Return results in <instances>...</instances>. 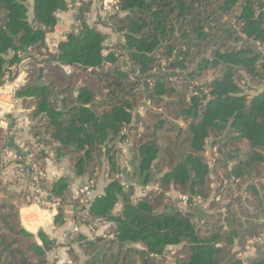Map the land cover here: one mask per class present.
<instances>
[{"label":"trees","instance_id":"obj_1","mask_svg":"<svg viewBox=\"0 0 264 264\" xmlns=\"http://www.w3.org/2000/svg\"><path fill=\"white\" fill-rule=\"evenodd\" d=\"M119 6L108 16L98 10L90 26L94 4L80 0L79 28L41 63L43 71L54 60L71 65V74L62 75L66 87L39 85L44 73L32 63L19 93L25 107L33 106L29 133L42 139L36 159L42 167L52 159L62 172L43 184L57 203L53 225L64 223L66 205L76 224H111L100 235L68 231L70 262L264 264L257 247L264 243L259 0H119ZM65 10V0H0V81L8 66L21 64V54H46V35ZM145 98L140 115L135 110ZM240 139L249 145L244 150ZM123 143L133 149L130 171L122 164ZM213 146L212 161L205 153ZM100 179L106 184L96 193ZM76 180L91 197H74ZM11 187L0 176V264H56L48 255L58 243L20 222L14 201L27 198L28 205L31 196ZM178 194L187 195L185 205Z\"/></svg>","mask_w":264,"mask_h":264},{"label":"built area","instance_id":"obj_2","mask_svg":"<svg viewBox=\"0 0 264 264\" xmlns=\"http://www.w3.org/2000/svg\"><path fill=\"white\" fill-rule=\"evenodd\" d=\"M80 0H65L66 9L73 15L72 28L67 32L70 34L76 31L80 26V21L76 18L75 14L77 6ZM260 7L257 8L259 12H264V0H259ZM119 0H102L99 8V12L102 16H108L111 13L119 12ZM115 39V37H114ZM60 41L53 40L47 44L46 54L39 56L38 54L27 51L21 54L22 62L19 66H8L3 71L0 81V138L3 139V146L0 148V174L4 182L10 184L12 187H20L26 189L31 196V205L36 206L39 210L51 211L52 216L57 214V203L53 202L51 195L47 192L43 184L45 179L48 178L47 169H44L39 160L36 159L37 142L39 136L30 134L29 129L32 126V121L27 115V112L23 108L19 93L21 89L26 85L29 76V66L35 63L41 66L42 58L57 55L58 44ZM112 42L108 41L106 46L111 47ZM257 52L260 58L264 61V44L256 43ZM109 50H105V52ZM64 72L70 73L71 65L54 60ZM243 84V81H242ZM247 98L253 91L246 92ZM209 147V141H206ZM207 147L206 156H209L213 161L217 156L216 147L211 149ZM122 148V161L125 158L127 152V146L125 143L121 144ZM125 170L130 171L129 165L124 161ZM212 167V164H210ZM52 170V169H51ZM54 175L51 179L59 176V171L52 170ZM147 185L144 189H148ZM74 197L77 198L80 195L85 197H91L92 192L88 185H84L80 188L77 186L73 189ZM50 196V199H48ZM215 200H220V194L214 196ZM180 202L185 205L188 197L184 194H178L177 197ZM82 202H86L83 198ZM53 216V218H54ZM52 218V219H53ZM94 224H76L74 222L71 231L78 232L80 227H86L91 232H94ZM95 234V233H93ZM92 234V235H93ZM262 238L257 239L260 241ZM254 240H250L249 244H252Z\"/></svg>","mask_w":264,"mask_h":264},{"label":"crops","instance_id":"obj_3","mask_svg":"<svg viewBox=\"0 0 264 264\" xmlns=\"http://www.w3.org/2000/svg\"><path fill=\"white\" fill-rule=\"evenodd\" d=\"M87 1H91L94 4V9L89 14V22H90V26H92L93 22L95 20L96 14H97V12L100 8V5L102 3V0H87ZM56 18H57V23H56L53 31L46 35V38H45L46 44H48L50 41H53V40L63 41L66 38V36L68 35L67 32L69 31V29L72 28L73 15L69 11L65 10V11L57 12ZM98 29L101 31L107 32L108 34L110 33L107 28H103L101 26H98ZM103 54L105 55L104 51H103ZM124 61L126 62V60H123V62H122L123 65H124ZM57 67L66 76L71 74V72H72V66L70 68V73L64 72L59 66H57ZM45 71H46V69L43 71V73H45ZM41 82H42L41 86L45 84L42 80H41ZM148 98H145L142 101L145 103V105L142 107V109L140 108V105H141L140 104L139 107L136 108L135 112L139 113L140 115L143 114V110L149 104ZM178 123L183 124L182 121H179ZM43 137H44V135L42 136V138ZM46 140H50L49 137H47ZM42 145H43L42 140H41V138H39V141L37 142V147L39 148ZM50 146L46 147V148L48 149V151L52 152L55 148V145H50ZM127 149H128L127 150L128 154H126L124 160L122 161L123 165H124V161L128 164L134 162L133 155H132L133 154L132 146L128 145ZM44 161H45V163H44L45 165L43 166L44 169H47L48 162H51V164H52L51 169L57 170L52 159L48 158V159H45ZM61 165H62L63 173L68 172V164H67V161L65 158H62ZM60 173H62V172L59 171V174ZM78 183H82L81 180H76L73 186L77 185ZM105 184H106L105 179H100L99 184L97 185L95 192L96 193H102L103 189L105 187ZM135 186H136L135 192H136V194H138L140 189H142V186L138 185V184ZM19 213H20V222H21L22 226L28 232L36 234L38 231H43L48 238H50L52 240L54 239L58 243V247L49 253V255H48L49 259H53L56 264H72L70 262L68 254H67L68 247L66 245H64L66 233L68 231H71V228L74 224V220H73L74 211H73V208L71 205L65 206L64 223L58 227L56 225H53V219L52 218L54 216V213L52 216L51 211L39 210L36 206L28 204L24 207H21ZM110 226H111L110 223L94 225V229H93L94 232H91L86 227L81 226L80 230L78 232H80L84 236H90L93 233L100 235V234L104 233L105 230H107ZM72 247H74L76 249L75 245H73ZM257 247L264 249V243L258 244ZM253 252H254V250H253ZM253 252L250 250V253H248V255H252ZM247 259H250V257H247Z\"/></svg>","mask_w":264,"mask_h":264},{"label":"rangeland","instance_id":"obj_4","mask_svg":"<svg viewBox=\"0 0 264 264\" xmlns=\"http://www.w3.org/2000/svg\"><path fill=\"white\" fill-rule=\"evenodd\" d=\"M62 75H63V73L58 69V67H57V64H56V62L55 61H52V62H49V63H47V67H46V71H45V73H44V75L41 77V79H42V81L46 84V85H53V84H60V85H63V87L65 88L66 87V85H67V83H64L63 82V77H62ZM65 92H67L68 93V90H66ZM23 108L25 109V111L27 112V115H28V117H29V114L31 113V111L33 110V106L30 104V105H28V107H25L24 105H23ZM30 118V117H29ZM237 141V142H236ZM235 142L236 143H238V144H240V148H242L243 150L244 149H246L249 145L248 144H246L245 143V141L243 140V139H240V140H235ZM50 145H47L46 147H49ZM51 147V146H50ZM35 150L38 152V151H40V149L38 148V147H36L35 148ZM46 150H48L47 148H46ZM45 150V151H46ZM48 152V151H47ZM216 173H217V171H216ZM217 174H215V172L213 173V177H214V179L215 180H217ZM0 176H1V174H0ZM10 190H13V191H16L17 193H27L29 196H30V194L27 192V190L26 189H22V188H20V187H11V188H9ZM4 193H3V191H1V189H0V198L2 197H4ZM173 197H172V199H174L175 198V196L176 195H172ZM178 196V195H177ZM177 196H176V199H177ZM24 199V200H23ZM23 199H21V200H16V201H14V203H17L18 204V206H19V211H20V208L21 207H24V206H26V204H27V198H23ZM19 218H20V213H19ZM167 260H168V262H170V263H174L173 262V258L172 257H168L167 258Z\"/></svg>","mask_w":264,"mask_h":264},{"label":"water","instance_id":"obj_5","mask_svg":"<svg viewBox=\"0 0 264 264\" xmlns=\"http://www.w3.org/2000/svg\"><path fill=\"white\" fill-rule=\"evenodd\" d=\"M124 65H127V63L124 61ZM43 67L41 66V67H39V72H42L43 71ZM39 85H41L42 84V82L41 81H39V83H38ZM145 105V103L144 102H142L141 103V105H140V108L142 109V107ZM42 140V139H41ZM51 166H52V164H51V162H48V167H47V174H48V179H51L52 178V176L54 175V172L51 170ZM48 199H50V196H48Z\"/></svg>","mask_w":264,"mask_h":264}]
</instances>
